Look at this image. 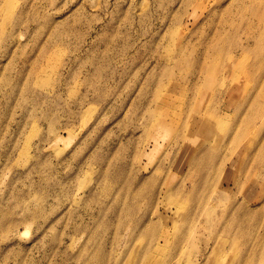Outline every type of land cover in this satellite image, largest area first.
Instances as JSON below:
<instances>
[{
  "label": "rangeland",
  "instance_id": "374dc122",
  "mask_svg": "<svg viewBox=\"0 0 264 264\" xmlns=\"http://www.w3.org/2000/svg\"><path fill=\"white\" fill-rule=\"evenodd\" d=\"M0 264H264V0H0Z\"/></svg>",
  "mask_w": 264,
  "mask_h": 264
},
{
  "label": "bare ground",
  "instance_id": "6f19581e",
  "mask_svg": "<svg viewBox=\"0 0 264 264\" xmlns=\"http://www.w3.org/2000/svg\"><path fill=\"white\" fill-rule=\"evenodd\" d=\"M30 134V133H29ZM34 135V134H33ZM31 136H32V134H31ZM28 145V143H27V141L25 142V145L23 146V150H22V152L24 153V151H26L24 148L26 147ZM22 148V147H21Z\"/></svg>",
  "mask_w": 264,
  "mask_h": 264
}]
</instances>
